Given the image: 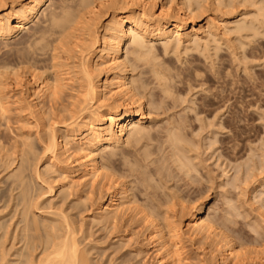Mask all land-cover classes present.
I'll return each instance as SVG.
<instances>
[{
    "label": "bare ground",
    "instance_id": "1",
    "mask_svg": "<svg viewBox=\"0 0 264 264\" xmlns=\"http://www.w3.org/2000/svg\"><path fill=\"white\" fill-rule=\"evenodd\" d=\"M205 1L207 0H183L182 6L173 8L165 3L158 6L156 0H0V39L7 40L26 30L25 35H23L19 43L23 46L22 48L17 49L15 57L20 61L30 62L35 65H38L45 60H51L52 68L56 70L53 79L46 77L42 82H38V74L33 73L30 80V96L34 102V114L37 116L38 123L44 127V132L46 134L42 138V141L45 144V151L48 154L49 159L48 164L45 166V170H40L38 167L39 165H34L35 161L31 157V154L34 152V143L29 139L23 141L21 159L19 160L18 165L9 172L7 182H5V184H8V189L2 190L0 188V200L9 198V205L14 211V217L6 223L1 221L0 218V231L2 229L4 230V232L0 234V264H95L94 261H92L89 250L81 247L82 245L78 238L80 230L77 228L75 222H71V220L66 217V219L64 218V223L62 220L56 223L47 217L42 218L39 215L37 210H41L42 207L35 200L36 197L34 192L36 191V177L49 184L47 192L54 196L66 193L68 190L75 188V185L77 184L83 186L91 185L92 188H94L96 184L99 183L101 189H103L102 192H105V195L100 196V198L93 202L90 207L92 210H95L94 220L102 223L101 225L104 224L106 226L109 224V228H112L110 227V225H112L113 228H115V230L113 229L114 232H116V227L121 225L120 223L122 220H119L120 217H123L121 215L129 214L128 216H131L132 214L130 213H132L133 210H136L138 208L137 206H139L136 203L137 199H135L138 198L136 195L137 192L135 194L133 193L134 188L132 185H134L135 182L132 181V185L130 183L132 175L134 179L137 177L134 181L138 180L136 182L138 185L142 183L139 186L135 185L136 190L138 189L137 187H140V189L143 190V187L141 186L146 185L148 187H146L145 191L149 188L152 192V188L150 189V177L152 178L154 177L152 175H159L162 174V172L164 173L165 169L168 170L170 168V166L168 168L166 162H171L173 166L176 167L178 174H176V171L173 174L172 171H174V169L172 168L168 177L172 173V178L178 176L175 181H177V179L178 182L179 179L188 180L187 188L194 184V173L199 172L198 167L201 163H199V165L197 164L200 156L196 159L198 162L195 161L198 167L193 161L195 158L190 157V155L196 154L195 152H199L198 149H196L197 151L195 150V152H190L194 147H192V149L190 146L188 147L189 142H191L190 139L192 140L193 137L187 139V135L190 133L187 132V128L190 123H188V118H185V115L189 113L185 112L190 108L188 107L187 109L186 107H183L182 111L186 110L184 113L182 112L185 114L184 117L177 119L176 125L173 124L172 128H170L172 124H168L170 127H165L167 132L164 130L166 134L161 135L162 131L160 133L158 132L159 129L162 130V128H164V125L160 124L161 128H158V126V129L154 127L155 129H152V132H156L157 130V133H159L160 136H153L152 134L155 132H151L150 125H147L146 121L151 115V108H149V106L151 107L153 104H159L158 96L160 93L154 92V90L156 91L155 87H152L153 91L148 89L150 84L153 85L154 83L153 80L152 82L151 79L148 78V75H151V77L157 81L158 88H161L162 93L166 94V97L169 96L168 94L171 91V97L175 94L180 96L179 98L174 96V99L175 97L177 98L175 100L176 103L171 104V106H174L173 108H175V104L177 106V101L179 99L180 102V98L183 94L182 92L177 93L179 86H177V92L173 90L175 89L176 83H179V80L181 79V83L179 84L185 85V82L187 81L194 82V77L201 79V77L199 78L201 69L196 63L197 56L194 55V52L207 55L213 49L211 48V43H213L214 50L217 51L215 56L217 57L218 55L216 59L214 55L208 54L211 56L210 63L213 64L212 61L215 63V61L220 58L219 54L221 53H219L218 50H222V48H220L222 45L221 41L226 37L235 34V38L240 39L241 47H245V45H247L246 42L243 41L245 33H249L250 35V33L253 32L254 37L264 34V32L261 31V28H264V0H214V6L218 10L229 9L227 12H224L223 16L231 14L237 19L234 22V27H231L230 22L227 19L214 18L215 20L212 21L210 19L211 21L207 23L206 26L202 25L199 28L193 26L191 29L190 25L192 23L194 24L197 18L207 12L208 6L205 4ZM248 3L251 4V7L255 6L256 11L243 12L235 9L237 6L246 5ZM156 40L163 41L166 53L170 50L174 51L175 54H178V52L182 53L183 51L181 52V47L186 44L182 55L185 54L192 57L191 59L186 57L187 60L189 59L188 62H186V67L181 68L176 66L177 64L172 66L174 63L171 61L173 60H169V62H158L160 58L159 55H162H158L157 53L159 52L155 51L156 47L154 42ZM203 46H205L204 50L201 49ZM190 53L191 56L189 55ZM253 53L252 56L255 55V53L254 55ZM206 55H204V57H206ZM212 56L215 57V60L212 59ZM182 59H180V61H182ZM225 60L227 59L225 58ZM206 61L209 62L208 58ZM218 62L215 65H217ZM10 63V59L5 58L3 62H0V68ZM182 65H185V63ZM222 65L224 64L222 63ZM222 68H220V70ZM210 69L212 68L210 67ZM220 70H218L219 72H217V74H220ZM136 71L139 72L136 74ZM212 71L214 70L212 69ZM224 72L227 73L228 71L225 70ZM0 73L2 75L4 74L3 72ZM204 73L205 71L202 75ZM208 73L210 72L205 74ZM212 73L214 74L216 72ZM226 73H224V76L230 74ZM138 74L141 76H138ZM218 78H221V74ZM177 79L178 82L175 81V85H173L174 83L172 81ZM202 80L203 79H201V82ZM221 80L223 81V79ZM196 82L199 83L200 81L197 80ZM202 83L201 85L204 86V83ZM69 84L72 88L71 90L73 93L71 94V97L74 98V101L70 102L69 105L55 107L54 104L58 105V103H61L60 100L63 89ZM192 87H189L190 91H192ZM173 91L175 92L174 95H172L174 93ZM48 97L51 102L54 103L51 105V109L53 110L51 112L45 111L43 109L44 107H42V104ZM163 98H160V100H162L161 103L165 102V98ZM168 98L171 99L170 97ZM166 100L168 101V99ZM212 101L214 102V98ZM212 101H208L207 105L211 106ZM203 102L205 101L203 100ZM22 103H25L24 97ZM190 103H192V100ZM4 104L0 100L2 111L5 114L7 109ZM162 106L163 104L161 105V109H159L160 106L158 105L156 111H158V109L162 110ZM167 106L168 105H166V107ZM22 107L24 109L27 108L25 104H23ZM167 108H169V106ZM167 108L164 107V110L168 113L170 108L168 111ZM163 113L164 111L162 114ZM192 113L193 112H191V114ZM180 115H178V117H180ZM175 117H177V114ZM175 117L174 115V119L169 117V119H173L170 121H175ZM69 120L71 121L68 122ZM235 121L236 120L234 119L233 122L235 123ZM54 124L60 126L58 127ZM214 124L216 125L217 123ZM214 124L212 123L211 125L214 127ZM222 125L220 126L223 127ZM221 127H219L220 131L222 130ZM217 128L214 127L213 129L217 130ZM224 128L225 127H223V129ZM59 132L60 134H58ZM223 132L225 131L223 130ZM150 139L159 141L156 142L157 145L158 143L159 145L155 147V144V148H151L152 146L150 147V143L152 142L153 145V141L150 143L147 142ZM214 139L213 141L217 140L215 137ZM144 141L149 144L144 143ZM193 143L195 142L193 141ZM212 145L213 144H211V146ZM125 146L130 147V149L135 148L136 152L128 151V149H125ZM166 148H169L170 150L168 149L169 151H166ZM107 149H110V151H107ZM257 151L256 153H258ZM160 152L163 153H161L162 157L159 159ZM262 152L264 153V150ZM263 153L260 154L262 157L258 156L261 158L259 163L256 161V158L254 161L256 164H253V162V166L251 165L253 168L250 166L248 167L247 175L241 177L243 176L242 173V175L240 174L236 176L239 178L233 179L235 181H242V183L239 181L240 185H237L235 182L234 187H236L237 190L241 185L243 186V182H245L244 185L247 182H250L249 179L251 176L253 181V175L251 173H254L255 175V170H261L262 172L260 174H264ZM154 157L158 159L153 160ZM248 157L251 158V154ZM254 157L252 160H254ZM121 158H124L125 160L122 159L123 161H121ZM118 160L124 163L125 166L123 167V170H125L124 168L127 169L128 166L132 164L128 168V173H124V175L127 173L126 175L129 176L128 174L131 172V178L129 180L125 178V176L124 181L121 179L119 182V177L118 180L114 179V177L118 176V171H120V173L123 171L120 170L122 165L121 162L118 163ZM160 160L161 164L158 165ZM247 160L252 162L249 159ZM249 162L246 163L245 167L248 166L247 164H249ZM117 163L120 165L118 171L116 169L119 167V165L117 166ZM154 163L155 165L157 163V166L155 167L156 173L154 172V169L150 168L152 167L150 165ZM203 164L204 162L201 166H203ZM244 164H241V166H244ZM225 170L226 169L224 168L223 172H225ZM227 172L228 170L226 171V175H224L226 177L229 176ZM209 173L211 176V172H208V174ZM198 174L200 175L202 173ZM149 175L151 176L149 177ZM119 176H123V174H119ZM200 176H198V179L196 180L198 182H195L196 185L200 184L201 181L199 182V180L203 179L202 176L201 179H199ZM226 177L222 176V178ZM147 179L149 181H147ZM211 180L214 179H210L212 184L216 181ZM116 181L119 185L116 184ZM151 181L153 182L155 180L152 178ZM178 182H175V184ZM181 182L182 181L180 180L179 184H181ZM250 183H247V185H251ZM152 184L156 186V183ZM248 187L246 188L248 189ZM172 188L173 189H169L173 192L177 187ZM183 188L186 187L183 186ZM206 189L205 192L207 195L210 191H208V188ZM228 189H231L232 191L231 187ZM170 190L167 191V200L163 198L161 199L163 200V203L157 198V201L160 203L156 202L157 204H154L153 202L154 205H150L149 207L146 204L142 205L141 203L142 207L147 206V208L145 207L146 210H143L144 212L147 211L145 212L146 216H143L144 218L141 217L144 219V222L146 217L147 224H149L152 229L150 234L147 233V230L146 232L144 231L145 234L147 233V235L145 236L144 234V236L150 240L153 238L152 242L149 243H153L156 248L154 249L156 250L155 255H157V258H155L156 260L158 259L156 264H178L176 258L177 255L174 251L182 244H179L178 240L171 237L173 235L174 238L181 239V236L183 235L184 229L175 223V218V222L171 219V213L175 212L178 206H180L179 208L181 209V212L191 213L192 215L190 222L186 224L188 233L191 237H199L201 240L203 238H217V241L215 239L216 243L213 241L216 247L220 244L221 247H223L222 251H219V253L221 252L219 258L216 259L217 254L213 252L214 257L213 255L212 257L217 260V264L220 261L223 264H230L229 262L231 261H234V263H236V261L238 263L243 261L245 263L247 261L248 263L253 264L250 260L251 258L244 257L243 259L240 256L242 254H239L236 250V245H233L234 243L228 232L227 235L226 231L223 232L221 229L223 226L221 222L223 220L219 222V219L212 218L209 214H207V216H202L201 214L204 213V208H206L205 203H198L197 200L194 202L193 198V200L189 201L190 195L194 197L192 194L194 193V188L191 189L190 187L189 191L184 194L181 193L183 191L181 188L180 192L179 188L175 189L180 194L175 191L172 193ZM153 191H155V189H153ZM169 191L171 194H168ZM245 191L244 193H246ZM256 192H258V190ZM202 193L204 192L202 191ZM217 193H219V191ZM160 194L159 197H161ZM221 194L223 195L222 192ZM241 194L243 193L241 192ZM134 195H136L135 198L133 197ZM154 195H156V193H154ZM154 195L153 197H156ZM202 195L204 194H201V196ZM257 195L258 194L256 193V198L254 197V200L256 199L255 201L258 200ZM185 196H189V199L187 198L188 201L185 199ZM201 196L200 200L202 198ZM88 199L90 200L93 198L88 196ZM261 201L262 200H260V202ZM144 202H149L151 204L149 199L148 201L147 199L146 201L144 200ZM230 202L231 204L228 205V209L232 208L234 205H232V201ZM262 205L263 204H261V206ZM77 207L78 206H74V208ZM140 207L141 206H139V211H141ZM143 211L142 213H144ZM210 211L209 213H211ZM226 211L227 209H225V212L222 214L223 216ZM238 211L239 210L236 209L235 213H239ZM230 212H232V210ZM137 213L138 212L135 214ZM228 213L226 214L227 216ZM237 215L241 216L239 214ZM213 216L215 215L213 214ZM229 216L230 218H236V216L231 217V214ZM260 216H262V214ZM135 218L136 220L138 219L137 215ZM142 218L138 220H142ZM261 218L264 219V216ZM131 219L132 218H130V220ZM126 220L127 219H125V221ZM226 220L227 219H225V221ZM119 221L121 222L118 223ZM229 223L231 222H228V224ZM128 224L126 226V232L127 227L132 228V225H130L131 223L129 224L130 226H128ZM258 224L256 226H258ZM150 227L148 228V231H150ZM262 227L261 229H263ZM224 228L228 229V227ZM117 229V231H119V227ZM218 229L222 231H219ZM252 232L254 233L255 231ZM13 234L14 243L12 249H16L15 253L11 252L12 249L8 250L6 246V242L13 238ZM2 240L5 241L2 242ZM203 241L204 239L202 242ZM207 241H204V243ZM209 241L210 243L212 242L211 240ZM20 242H23L24 244L21 247L16 248L17 244ZM143 242V245H145L146 242ZM181 242L183 241L181 240ZM213 242L210 245L214 246ZM221 247L218 249H221ZM39 248H41V251L38 253ZM140 248L139 250H141ZM142 251L143 250L140 252ZM240 257L242 259H240ZM247 262L246 264H248Z\"/></svg>",
    "mask_w": 264,
    "mask_h": 264
},
{
    "label": "rangeland",
    "instance_id": "2",
    "mask_svg": "<svg viewBox=\"0 0 264 264\" xmlns=\"http://www.w3.org/2000/svg\"><path fill=\"white\" fill-rule=\"evenodd\" d=\"M77 1H80V0H77ZM182 1L183 0H156L158 6L162 3H165L167 5L172 6L173 8H178V7L182 6ZM213 1L214 0L205 1V4L208 6L207 7L208 10L204 15L197 18L194 24L192 23L190 25L191 29L193 26H196L197 28L201 27L202 25L206 26L207 23H209L211 20L213 21L215 19H227V20H229L231 27H234V22L237 19L231 14L223 16L224 12H227L229 9L226 8L224 10H222V9L218 10L217 8H215ZM236 3H238V2H236ZM211 5H212V7H211ZM8 7H9V5H8ZM235 9L243 11V12H245V11H247V12L256 11V7L255 6L251 7V4H249V3L246 5L237 6ZM232 10H234V9H232ZM211 17H213V18H211ZM261 31L264 32V28H261ZM25 32H26V30L19 33L17 36H14V37L9 38L7 40L0 39V62H3L5 60V58H9L11 61L10 64L0 68V72L4 73L3 75L0 73V100L3 102V104L5 103L4 106L7 109L6 113L4 114L2 111L1 105H0V144H1L0 145V188L2 190L8 189V184H5V182H7L8 176H9L8 174L13 168H15L18 165V162L21 159L22 151H23V149H22L23 148V145H22L23 141L29 139L30 141H32L34 143V152L31 154V157L35 161L34 165H39L38 167L40 168V170H42V171L45 170V166L48 164V159H49V156L45 151V144L42 141V138L45 136L46 133L44 132V127L38 123L37 116L34 114V111H35L34 106H33L34 102L32 100V97L30 96V94H31L30 80H31L33 73L38 74V78H37L38 82H42L44 79H46V77L53 79L55 76L56 70L54 68H52L51 60H45V61H42L40 64L35 65L33 63H30V62L20 61L19 59H17V57H15L17 49L22 48V46H23L22 44H19V43H20L23 35H25ZM247 34L246 33L244 34L246 37V38L244 37V39H246V40L243 39V41H245L247 44V45H245V47H241L240 39H236L235 34H232V36L230 35V36L226 37L225 39H223L221 41L222 47L220 46V48H222V50L221 51L218 50L219 53H221V54L218 53L220 58H218L219 60L215 61V63H214V61H212L213 64L210 63V60H211L210 55L212 54L215 56V53L217 52L216 50H214L215 48H214L213 43H211V46H212L211 48H213V49L208 53L210 55L207 54L208 57L206 54H204V55H206V57H204V55L199 53V52H194L195 54L191 52L192 54L197 56L196 63L199 65V67L201 69V74H200L199 78L201 77V79H203L202 82L204 81L203 82L204 86L201 85V83H202L201 79H198L195 77H194V82L182 81V82L186 83L185 85L179 84V83H181V81H180L181 79H180L179 83H176L175 89H173V90L176 91L177 86H179L178 92L177 91L176 92L177 93L182 92L183 94L180 93V94H182V96L180 98V102H179V99L177 101L179 104L177 103V106L175 104V108H173L174 106H171V104L176 103V101H175L177 99L176 97L179 98L180 96H177L178 94H175V92L173 91L174 93L172 95L175 94L174 96H176L174 99V96L171 97V95H170L172 92L171 91L168 94L169 95L168 97L171 98V99H169L168 97L165 96L166 94L162 93L161 88L160 87L158 88L157 81L155 79H153V77H151V75H148V78H150L151 81L152 80L154 81L153 85L157 86L156 87V86H153L150 84L151 87L149 86L148 89L152 90L153 89L152 87H155L156 91L154 90V92L160 93V95L158 96V99H159L158 103L159 104H153V105H151V107L149 106V108H151L152 117L150 115V118L147 120L148 122L146 121V123H147V125H150L149 127H150L151 132H152V129H155L154 127H156V129H158V128H161L160 127L161 125H164V128H162V130H160V129L158 130L159 133L162 131L161 135L162 134L164 135L167 132L166 131L167 129H165L166 126L168 127L169 125L172 124L171 127L169 126L170 128H172L173 124L176 125L177 119L184 117L185 114H183V113L186 110L182 111L183 107H186L187 109L189 107L191 109V112H193L192 114L190 112V109L185 112V113H187V112L189 113V114L185 115V118H188V123H190V124L187 123L188 124L187 132H190L187 135L188 136L187 139L188 138L190 139L192 137L194 138V139L192 138V140L190 139L191 142H189V144H191V145L188 144V147L190 146L191 149H192V147H194L192 149V151H190V152H193V151L195 152L196 149L199 150V152L196 150L197 151V152H195L196 154H193L194 156L190 155V157L195 158V160H193L195 163L197 157L200 156L198 158L199 162L196 161V162H198L197 163L198 165H199V163H201L200 166L198 167V165L196 163L195 164L198 167V170H199L198 173H202L200 175L203 177V179H201V176L197 172L194 173L195 174L194 175L195 176V182L196 183L198 182L196 180L198 179V176H200L199 179H201V180H199V182L201 181V183L196 185V183L194 182L195 185L193 184L194 185V186L192 185L193 187L190 186L191 189L194 188V193H192L194 195V197L191 195H190V197L185 196V199L187 200V198L189 197L190 198L189 201L194 199V202L196 200L198 203L204 202L206 208H204V213H202L201 215L207 216V214H209L212 216V218L219 219V222H221L223 220L221 222L222 225L223 226L226 225L224 227H228V229H225L223 226L221 229L223 230V232L226 231V235L228 232L231 240L234 243L233 245H236V247L235 246L234 247L236 248V250L238 251L239 254H242L240 256L243 259H244V257L245 258L246 257L251 258L250 260L253 262V264H264V233H263L264 232V230H263L264 229V225H263L264 219L261 218L264 216V185H263L264 184L263 183L264 182V174H260L262 172L261 170L260 171L255 170V175L256 174L257 175L255 176L254 173H251L253 175V181L251 179L252 178V176H251L249 179L251 183L247 182V183H250L251 185L248 184L249 185V187H248V185L246 183L245 185H247V186H245L244 185L245 182H243L244 187L241 185L240 186L241 188L239 187L238 190L236 187H234V184L236 182L237 185H240V183H242V181L233 180V179L239 178L236 176L240 175V174L242 175V173H243V176H241V177H244V175H247L248 174V167L249 166L251 167V165L253 166V164H256V162H254L255 159L259 158L258 160L256 159V161L258 163L261 161L260 157H262V156L260 154L263 153L262 151L264 150V34H260L256 37L253 36V32H251L250 35H249V33H247ZM154 43H155V47H156L155 51L159 52V53H157L158 55L159 54L162 55V56L159 55L160 58H159L158 62L159 61L160 62L161 61H168L169 62V60H173L174 62L171 61L172 63H174V65L171 64L172 66H175L177 64L176 66L184 68L187 65L186 62H188V60H189V59L187 60V58H190V59L192 58V57H189L185 54L182 55V53L184 52V47L186 46V44L184 46H182L183 48L181 47V52L183 51L182 53L178 52V54L177 53L175 54L174 51H172V50H170L168 53L165 52L162 40H156ZM204 48H205V46H203L201 49L204 50ZM253 49H254V51H253ZM255 49H258V50H255ZM252 51L255 53V55ZM191 53L189 54L190 56H191ZM252 53L254 56H252ZM214 56H212L213 60H215V57H216V56L215 57ZM163 57L166 60H164ZM217 57H218V55H217ZM217 57H216V59H217ZM207 58H208L209 62L206 61ZM225 58L227 60H225ZM180 59H182V61H184V62L180 61ZM180 62L182 64L185 63V65H182ZM217 62H218V64L215 65ZM222 63L224 65H222ZM214 65H215V67H214ZM221 65L223 66V68ZM209 66L214 71H212V69H210ZM220 68H222V69L220 70ZM224 68H226V69H224ZM218 70H220V74H221L220 79L218 78V77H220V74L219 73L217 74V72H219ZM222 70H223V72H222ZM225 70L228 71L227 73H230V74H227L226 72H224ZM204 71H205V73H207V72H210V73H208V74L204 73L202 75V73ZM138 72L139 71H136V74ZM212 72H216V73L213 74ZM224 73H226L227 76L228 75L229 76L228 77L226 75L224 76ZM138 76H141V75L138 74ZM226 77H227V79H226ZM221 79H223V81ZM197 80H199L200 82L199 83L196 82ZM175 81L178 82V79L173 80L172 82L174 83ZM68 83H72V82H68ZM190 83H192V84H190ZM209 84H210V86H209ZM173 85H175V83ZM189 87H192V89H191L192 91L189 90L190 89ZM71 89L72 88H71L70 84L66 88L63 89V93L61 94V100H60L61 103H58V105L51 102L49 97L46 98L44 103L42 104V107H44L43 109L45 111L51 112V111H53L51 109L52 104H54L55 107L56 106L61 107L62 105H69L70 102L74 101V98L71 97V94L73 93ZM187 94H188V96H187ZM23 97H24L25 103H22ZM163 97L164 98L166 97L164 101L168 102V103H165V102L161 103L162 100H160V98L162 99ZM172 98H173L174 102H173ZM204 98H206V99H204ZM213 98H214V102L212 101ZM166 99H168V101ZM182 99H183V101H182ZM169 100L170 101L172 100V101L170 102ZM191 100H192V103H190ZM203 100L205 102H203ZM210 100L212 101L211 106L207 105L208 101H210ZM185 101H186V103H185ZM182 102H184V103H182ZM203 103H204V105H203ZM23 104H25V106H27V108L24 109L22 107ZM162 104H163L162 110L164 111V113L166 112V110H164V107L167 108L169 106V108H170L169 111H168L169 108H167L168 113L166 112L165 114L164 113L162 114L163 111L159 110V109H161ZM158 105L160 107H159L158 111H156L157 110L156 107L158 108ZM166 105H168V106L166 107ZM192 105H194V106H192ZM171 107H172V109H171ZM186 108H184V109H186ZM178 111H179V113H178ZM180 113H181V115H180ZM176 114H177V117H175ZM173 115L175 117V121H173V122H175V123L171 122L174 119ZM178 115H180V117H178ZM169 117L170 118L172 117L173 119L171 120V119H169ZM151 118H152V120H151ZM234 119L236 120L235 123L233 122ZM70 121L71 120H69L68 122H70ZM189 121H191V122H189ZM210 123L211 124L217 123L216 125L214 124V127H216V128L218 127L217 130L216 129L214 130L213 125H211ZM54 125H57V124H54ZM220 125H222L225 128L223 129V127H221ZM57 126L59 127L60 125H57ZM219 127L222 128L221 131H220ZM223 130L225 132H223ZM154 132H152V133H154ZM159 133H157V130H156V132L152 135L155 137L160 136ZM58 134H60V132ZM214 137L217 139L216 141H213ZM154 140L150 139L149 141H147L149 143L151 141H153V145H152V142L150 143L151 144L150 147L152 146L151 148H153L155 144H156L155 147L159 145V143H158V145L156 143L159 141H157V140L154 141ZM145 141H144V143L149 144ZM193 141L197 145L195 143H193ZM217 141H218V144H217ZM214 142H215V144H214ZM239 143H241V144H239ZM192 144L195 146H193ZM211 144H213V145L211 146ZM199 146H201L202 148ZM164 147H166V146H164ZM125 149H128V151L129 150L135 151V148L130 149V147H128V146H125ZM168 149L169 148H166V151L170 150V149L169 150ZM251 150H252V152L254 150V152L252 153ZM107 151H110V149H107ZM256 151L258 153H256ZM161 153H163V152H160V156L158 155L159 157L158 156H156V157H158L160 159V157H162ZM247 153H248V155H247ZM254 153H256V154H254ZM197 154H200V155H197ZM250 154H251V158L248 157ZM258 156H260V157H258ZM253 157H254V160H252ZM122 159L125 160L124 158H121V161H123ZM157 159L154 157L153 160H157ZM247 159L251 160L252 162H249ZM263 160H264V157H263ZM121 161L118 160V163H120ZM202 161L204 162L203 166H201L203 163ZM248 162H249V164H247L248 166H246L247 167L246 168L245 165ZM118 163H117V166L119 165ZM157 163H156V165H155V163L150 165V166H152L150 168L154 169V172H155V167L157 166ZM170 163L171 162H166V165L168 166V168L170 166L171 169L170 168L168 170L165 169V172L167 171L166 173L164 172L165 174L162 172V174H159V175H156V174L152 175L154 177L156 176L155 178L152 177L155 181L152 182L151 181L152 178L150 177L151 175H149V177L151 179L150 180V182H151L150 183V186H151L150 189L152 188L153 194H152L151 190H149V188H148L149 191L148 190L145 191L146 187H148L146 185L141 186V187H143V190L140 189V187H137L138 189H140V190L137 189L139 191V195L140 196L145 195V196H141V197L138 195V191L136 190L135 185L139 186L142 183H140L138 185L136 183L138 180L134 181L135 179H137V177L134 179V177L132 175V178H133L132 179L131 178V172H129V174H128L129 176L126 175L128 173L129 166H131L132 164L129 165L127 169L124 168L125 170H123V167L125 166L123 162H121V165H122L121 168L122 169L120 168V165H119V167L116 166L117 171L120 168V170L121 171L123 170L124 172L122 171L123 173L122 172L120 173V171H118L117 172L118 176L116 175L117 177H114V179L118 180L120 178L118 180L120 182L121 179H122V181H124L125 178H127L128 180L131 178V180H130L131 185H132V181L135 182V184L132 185L134 188L133 193L135 194L137 192L136 195L139 198V200H138V198H135L136 195H134L133 197L135 199H137L136 203L139 206H141L140 207L141 211H139V206H137L138 208L136 210H133L134 212L132 211V213H130V214H132L131 216H133V217L128 216L129 214L128 215H121L123 217H120L119 220H122V222L121 221L118 222V223L121 222L120 223L121 227L118 226L120 232L117 231L118 227H116V232H114L115 228H113L112 225H110V227H112V228H109V224L106 226L103 224L104 225L103 226V225H101L102 223H99L98 221L94 220L95 210H92V208L90 206L93 202L97 201L100 198V196L105 195V192H102L103 189H101V185L99 183H97L94 188H92L91 185L83 186L81 184H77V185H75L76 187L74 186L75 188L68 190L66 193H61V194H58L57 196H54V195H51L50 193L47 192L49 189V184L46 183L42 179H38V177L35 176L36 177L35 179L37 182L36 183V191L34 192L35 197H36L35 200L42 207L41 210H37V211L42 218L47 217L56 223L60 222L61 220L64 223V218L66 219V217H67V219H70L71 222H75L77 228L80 230L79 234H78V238H79V241L82 245L81 247L89 250L92 261H94L95 264H156V262L158 260V259L156 260L157 255H155L156 250H154L156 248L154 247L153 243L152 244L149 243V242H152L153 238L150 240V239H147L145 237L147 235V233L148 234L151 233L152 229L149 226V224H147L146 217H145V222H144L143 216H146L145 212H147V211L144 212L143 210L144 209L146 210L147 206L149 207L150 205L157 204L156 202L160 203L159 201H157V199L160 200L162 203H163V200H161L162 198L167 200V198H166L167 197V191L170 189H173L172 187H177L175 189L179 188V192L181 190H183L181 192L182 194L188 192L190 189L189 186L187 188L188 180L179 179V182H178V179H177V181H175V179L178 178V176L177 177L173 176L175 178H172V175L175 173V171L177 172L176 174H178V171H177L176 167L173 166L172 163L171 164ZM160 164H161V160L159 161L158 165H160ZM241 164H244V166L243 165L241 166ZM153 165H155V166H153ZM221 165L226 169L225 172H223L224 168ZM172 168L174 169V171H172L173 174L171 173V175L168 177ZM240 168H241V170H240ZM251 168H253V167H251ZM242 169H243V171H242ZM227 170H228L227 173L229 175V176L228 175L227 176L228 177L232 176V177H230L232 180L230 178L224 176V175H226ZM257 171H259V172H257ZM125 172H127V173L124 175ZM208 172H211L212 177L210 176V173L208 174ZM119 174H121V175L123 174V176H119ZM147 174H150V173H147ZM220 175H221V177H220ZM124 176H125V178H124ZM222 176L226 177V178H222ZM210 177L212 179L216 180L217 184H220V185H217L216 181H214V180H211V181H214L212 184V182H210V179H211ZM144 178H145V176H144ZM156 178H157V180H156ZM44 179H45V177H44ZM46 179H48V178H46ZM169 179H171L172 182ZM260 179H261V181H260ZM180 180L182 181L181 182L182 185L179 184ZM147 181H149V180L147 179ZM174 181L178 182V183L175 184ZM239 181H240V183H239ZM229 182H230V184H229ZM152 183H154V184L156 183L155 184L156 186H154ZM116 184H118L117 181H116ZM159 184H160V186H159ZM223 184H225V185H223ZM170 185H173V186H170ZM157 186H159V187H157ZM178 186H181V187H178ZM183 186L186 187L187 189L183 188ZM227 186H229V187H227ZM230 187L232 188V191H231V189H228ZM246 187H248V189ZM180 188H181V190H180ZM206 188H208V191H210V192L207 191L208 192L207 195L205 192L207 190ZM153 189H155V191H153ZM175 189H174V191L178 192ZM256 189L258 190V192H256L257 191ZM141 190L145 193H143ZM253 190H255V191H253ZM170 191L172 192V190H170ZM170 191L168 194H171ZM174 191L172 193H174ZM202 191L204 193H202ZM218 191H219V193H217ZM244 191L246 193H244ZM221 192L223 193L224 196L221 194ZM241 192L243 194H241ZM154 193H156V195H154ZM256 193L258 194L257 195L258 196L257 201H255L256 199L254 200ZM159 194L161 197H159ZM201 194H204V195L201 196ZM153 195L156 197H153ZM176 195H177V193H176ZM88 196H91L93 199L89 200ZM200 196L202 197L201 200H200ZM144 198H146L147 201L149 199L151 201V204L149 202L148 203L144 202V200L146 201V199H144ZM198 198H199V200H198ZM228 200H229V202H228ZM260 200H262V201L260 202ZM230 201H232V205L234 204L236 207L234 205L233 206L231 205L232 208L228 209L229 208L228 205L231 204ZM236 201L238 202V204ZM153 202H154V204H153ZM227 202H228V204H227ZM141 203H142V205L146 204L147 206L144 205L146 208L142 207ZM9 204H10L9 198H5L4 200H0V218H1V221L5 222V223L10 221L11 218L14 217V211ZM261 204H263V205L261 206ZM238 205H240V206H238ZM74 206H78V207L74 208ZM237 206H238V208H237ZM179 207L180 206L177 207V210L179 209L180 211L176 210L175 212L171 213V217H172L171 219L174 221V218H175L176 222L175 221L174 222L178 226L180 225L182 229L187 230L186 224H188V222H190L192 215H191V213L181 212V209ZM235 208L237 210H239L238 211L239 213H237V212L235 213V211H236ZM225 209H227V211L223 216L222 214L225 212ZM210 210H212L213 212ZM231 210H232V212H230ZM240 210H241V213H240ZM142 211L144 213H142ZM209 211L211 213H209ZM136 212H138V213L135 214ZM227 213H228V216L231 214L232 215L231 217L236 216L237 214H239V215H241L242 213L243 214L241 216L237 215L238 218L236 216V218L234 217L235 218L234 219V218H230V216L228 218V216L226 215ZM234 213H235V215H234ZM172 214L174 215V217ZM213 214L215 216H213ZM261 214H262V216H260ZM136 215H137L138 219H141L143 217L142 220H138V219L136 220V218H135ZM216 215H219V216H216ZM138 216H140V217H138ZM129 217L132 219L130 220ZM159 217H161V216H159ZM125 219H127V220L125 221ZM128 219L130 221H132L134 219L133 220L134 222L133 221L130 222ZM225 219H227L226 220L227 223H226ZM228 219H230V220H228ZM233 219L235 222L233 221ZM262 219H263V221H262ZM260 221H262V222H260ZM228 222H231V223L228 224ZM128 223L129 224L131 223L130 225H132V228L127 227V232H126V226ZM129 224H128V226H130ZM257 224H258V226H256ZM149 227H150V229H149L150 231H148ZM261 227L263 229H261ZM146 230H147V233L145 234L144 231L146 232ZM184 230H183V235L181 236L182 237L181 239L174 238L173 235L171 236L173 239L178 240L179 244H182V245H179L176 248L177 250L174 251L175 254L177 255V256L175 255L177 260H178L177 263L178 264H213V263L217 264L216 259L219 258L220 254H221V252L219 253V251H222V249H223V247H221V244L219 246L217 245V247H216L215 239L217 241V238H215V237H213V238L211 237L212 239L211 238H209V239L203 238L204 241H207V240L208 241L211 240L212 242L214 241L215 242V243L213 242L214 246H212V245H210V244H212V242L210 243V241L209 242L207 241L206 243H204V241L202 242L203 239L201 240V238L194 236L195 238H198V239H195V238H193V236L191 237V235L188 233V230L187 231L186 230L184 231ZM222 230H219V231H222ZM252 231H255L256 234H255V232L253 233ZM3 232H4V230L2 229L0 231V234H2ZM144 234H145V236H144ZM181 240L183 242H181ZM4 241L5 240H2V242H4ZM143 241H145L147 244L145 243V245H143L144 244ZM13 243H14V234H13V238H11L8 242H6V246H7L8 250H11L13 248ZM23 244H24L23 242H20L19 244H17L16 248L21 247ZM217 244H218V242H217ZM140 245H141V248H140ZM212 247L214 248V250ZM220 247H221V249H218ZM139 248L141 250H143L144 252L143 251L140 252L141 250H139ZM40 251H41V248H39L38 253ZM176 251L178 254L176 253ZM11 252L15 253L16 249H12ZM213 252L218 255V256L216 255V259L213 258L214 257ZM141 253H142V255H141ZM179 253H180V255H179ZM212 255H213V257H212ZM13 257H15V256H13ZM241 257H240V259H242ZM181 260H182V262H181ZM212 260H213V263H212ZM246 262L244 263V261H243V262L238 263L236 261V263H234V261H231L229 263L230 264L231 263L232 264H243V263L246 264ZM218 264H223V263L220 261V262H218ZM248 264H250V263H248Z\"/></svg>",
    "mask_w": 264,
    "mask_h": 264
}]
</instances>
